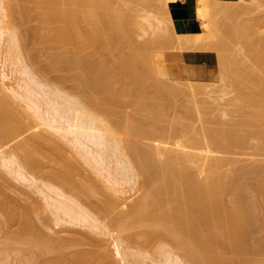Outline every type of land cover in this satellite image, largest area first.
Wrapping results in <instances>:
<instances>
[{
    "label": "bare ground",
    "instance_id": "obj_1",
    "mask_svg": "<svg viewBox=\"0 0 264 264\" xmlns=\"http://www.w3.org/2000/svg\"><path fill=\"white\" fill-rule=\"evenodd\" d=\"M215 1H217L216 2L217 4L221 2L220 0H215ZM211 2L212 0H210V2L209 0H195L190 11H187L186 9H184L183 14L185 16L184 23L186 26V32L184 33L177 32L178 35L177 34L176 35L178 37L177 36L176 37L178 38V40L175 39L176 38L174 36L175 34L173 35L175 38L170 36L172 38L170 42H173V44H176V43L180 44V42L182 41L184 42V40L186 42L188 40L189 42V39L190 40L193 39V42H195L197 40H194V38L197 39L196 37L203 36V35L206 36L207 33L210 34L209 31L214 32L215 29L213 31V28L211 27L212 25H214L213 23H211L213 21V18L212 19L210 18L212 16L211 15L212 10H210ZM136 4H137V0H0V23L5 25L3 27H0V39H1V36L4 35L3 34L4 29H6V27L12 23L13 17H16V18L18 17L19 22L20 21L23 22L21 23L23 25L24 21L26 20L29 21L31 19L30 16L35 15L36 16L35 18L38 20L37 22L39 25L34 30L35 35L33 36L34 37L36 36V38H38L41 41V44L42 43L46 44L50 49V50L48 49L49 54L45 57L44 67L46 68L47 71L49 70L51 72L56 73L57 75L59 73L60 76L62 75V73H64L61 76V77H64L62 79V82L63 80L69 81L80 91V95L78 97L75 96L74 99H71V98L63 99L62 97L63 103L65 105L68 104L67 105L68 109L67 110L64 109L65 111L63 112H61L62 111L61 108L64 105L62 101L59 102L60 100L57 101L51 98L50 102L53 105L52 109L54 110V114H51L50 116V112L46 111L47 114H49L48 120L51 124L56 125L60 119L62 120L64 119L72 126V128H74L78 132V134H80V137L83 136L86 140H91V139H88L91 136L90 133L93 134V132L94 133L98 132L101 135L100 137V135L98 134L99 135L98 137H100V140H97V142L99 141V143L101 142V140L104 139V137L107 134H114L113 133L114 129L112 130V126L118 127L119 125L118 118L120 117L125 118V125H129L130 127H133V129L130 130V132L132 131V136H135V137L131 136L132 139L128 137L129 140L126 141L127 145H125L124 147H127L130 150L131 155L133 156L134 167H136L137 169V175H139L140 178L142 176L141 181H142L143 187L134 194L133 201L134 200L135 201L134 202L132 201L131 203H129L132 205L122 210L121 207L118 206V204L120 205L121 201H123L124 199H128L125 196L119 195V196H113L110 198L106 197L108 199L100 198V196L102 195L101 193L102 190H100L101 192H98L96 188L98 184L94 185L96 184L95 182L91 183L92 181L91 179H90L91 181L88 182L89 179L84 177L85 181L87 180L86 183L84 181H80V179L75 180L74 178H77L78 176L74 177L71 170L68 169L63 172V171L56 169L55 166L52 165L51 169L47 170V180H49V182L42 183V185L46 187L47 190L49 189V191L51 190L52 192H55L54 194L57 195V198L52 197L54 202H51L50 204L55 208V210H59V212L60 210H62L63 215L68 217L67 219V218H62L59 216L60 218H58V222L63 221V222L71 223V221L74 220L80 224L83 223V225L89 224V226L91 227L92 226H97V227L105 226L106 227L107 225L106 222L104 223V221H102L103 217L108 213H109V216L115 215L116 213L114 214V211H117V209H119L120 207L119 209L120 211L118 210L119 212L115 216H111L112 225H115V227L113 228V231L117 234V236H121L123 232H125L126 230L130 231V229H133V230L135 229L134 230L135 232L133 231L134 233H131L130 240H142L146 244H150L155 238L157 237L159 238L160 235L167 234L168 235L167 237L172 241V245L174 244V247H176L178 250L182 252L188 264H262V263L264 264V257H263L264 255H262L261 257H259L260 255L257 257H255L256 255L254 257H249V256H252L251 254L253 255L254 254H264V238L262 237L263 239L261 238L260 240L259 237H257L259 241L255 240L257 241V243H255L254 241V244H252L253 242L250 243L247 241L248 235L250 236V234H256L259 231L260 224L258 223L257 218H255L253 212L250 210L249 206H247L248 203L246 201V196H245V191H246L245 186L246 185L244 183L245 181L243 180V177L245 176V174H247L249 170L248 168L253 169L259 175L260 180L262 181L261 185L259 186L264 191V185H263L264 162L260 164H256L254 166V165H251L250 163H247L246 161H242L234 157L232 158V156L228 157L226 155L227 157H224L225 154L233 152V149H235L233 146H235V144L236 146L238 144V146L240 147L241 144H244L246 142L247 138H245L244 136L247 133L243 136L242 135L243 133L239 134L238 132L234 130V127L233 129L228 128V127H226L225 129L224 127L223 129L221 128L215 129L216 126L212 128L211 126L212 124L209 125L210 122H208L209 123L208 126H211V128L208 129L206 122L210 119L208 120L205 119L206 120L205 122L202 121L204 120V116L201 114L202 112L200 113L201 120H197L194 117H192L196 114L194 113L191 116V112L193 113V111H190V110H192L193 107L192 108L189 107L190 110L187 109L186 107L185 109L190 111V112L188 111L190 113L189 115L194 120H197L196 123L194 124H192L191 122H187L186 120H188L189 117L185 119L186 118L185 115H184V118L183 117L181 118H183L184 121H186L188 124L182 121L183 119L182 120H180V118L178 119L177 117H179L180 114L176 118H172V119L170 118L167 123H164L162 121V115L163 113L166 112V109H165V106H163V104L161 103L162 101L160 102L159 100L160 96L162 97V95H165V94L168 95L167 93L171 91L172 89L173 90L176 89L175 92L173 90L171 91L173 95H175L178 91L180 92V90L184 91V87H182L184 85L179 84L182 80L171 79L169 76L168 78H164L160 80V78L164 77V75H162L163 67L161 70H159L161 67L158 66L159 72H158V76H156L157 72L155 70L152 71L153 65L152 66L148 65V64H152L154 60H151L152 57L151 58L149 57L150 58L149 61L151 63L147 61L148 57L146 54L148 53L146 52L147 50L144 45H147L149 42L156 44L155 43L156 41L155 40L152 41L150 38L155 36V39H156V37L158 36V38L160 39L161 37H159L158 32H155V34L153 33L152 35L154 36H150V38H147V40L143 41L142 44L139 43L140 44V45L138 44L139 47L137 45L135 46L132 44L131 41H135L137 39L136 38L135 40H131V38H133V36L131 35L135 33L132 26L135 23L137 24V22H135L136 20L134 21V19L138 20V18L136 17L134 18L133 15H135L136 11L138 12L144 9V8H141V6L138 4L137 6H139L138 8L140 9L136 8L138 10H134L135 7L133 8V6H135ZM147 6H149V4ZM154 7L156 10L158 6L154 5ZM182 7H186V6H182ZM173 8H176V6L172 7V9ZM131 9L134 14L130 12ZM165 10H167L165 11V13L167 12L170 15V11L168 12V10L170 9L167 8ZM190 13H192L193 15L190 16L189 15ZM137 14H139V12ZM145 14L146 13H143L144 16ZM5 15L10 16V18L8 20H5L4 19ZM169 15L168 16L166 15V16L169 17ZM144 16H143V20H144ZM168 24H167V28H168ZM147 25H150V21H149V24ZM141 26L142 25L140 24V27ZM170 26L172 25L169 24V28H168L170 30V31L168 30L169 33L172 31L171 30L172 27L170 28ZM133 27H135V25ZM163 27L164 26H162V28ZM26 29H27L26 33H28L29 28L26 27ZM17 30H15L12 34L13 38L11 37L12 43L10 46L11 48L10 52L12 51L11 54L15 57L21 55L22 50L24 48V43L27 42V40L25 41V39L22 38V35L20 33L21 30L19 32ZM23 30L25 29L23 28ZM132 31L134 32L132 33ZM213 34L217 35V33H213ZM220 35L221 34H219V36ZM36 38L35 40H37ZM167 38L170 39L169 37ZM210 38L212 37L210 36ZM148 39H150L151 41L147 42ZM174 40H176L177 42ZM38 41H37V44H39ZM161 41L162 40H160L159 42ZM202 42L204 41H201V43ZM225 42L228 43L227 40ZM191 43L192 42L190 41V44ZM250 43H249V47H250ZM258 43H261V42H258ZM256 44H257V41H256ZM122 45H124L125 47L126 45L129 46L128 49L124 47L127 51L123 50L124 52H122V49H121L122 47H120ZM213 45L215 47L217 44L215 45L213 42ZM192 46L194 45L192 44ZM226 46H225V49H226ZM174 47L175 46H172L170 50L173 49ZM209 47H210L209 44H208V47L205 46L206 49H208ZM118 48H120V51L118 50ZM211 48L214 50L213 47ZM220 49H217L216 51H219ZM144 50L146 54L144 53ZM35 51L37 52V50ZM32 53H33V50H32ZM161 53H162L161 51L160 53L158 52L160 56H161ZM223 53L225 54V52ZM223 53L220 55L218 52V56L220 55L219 58L222 57V59L226 62V59L223 58L224 56H222ZM41 54L43 55V53ZM145 55L147 57L146 59H145ZM226 58H227V55H226ZM231 59L229 58L228 60L231 61ZM223 60L221 63L224 68L228 62H226V65L224 66ZM236 61L241 62L240 59L239 60L237 59ZM159 62L162 63L161 60ZM157 64L161 66L163 63L162 64L157 63ZM157 64L155 66H157ZM237 64L239 65L240 63H237ZM140 66L143 68H141ZM155 68L157 67H154V69ZM232 68H230V70H232ZM234 69L235 68H233V70ZM3 72H0V145L9 144V146H11L12 149L14 148V149H18L21 151L20 158H13V157H11L10 159L5 158L6 161L8 160V162H6L5 160L3 161L7 164L9 163L10 165L12 164L13 166H15L13 169L16 170L17 173H19L23 177L22 179L23 181L26 180L27 182L28 181L34 182L38 180L36 179L37 177L36 176L34 177V174L32 175V173H28V172L30 170H33L35 172L38 170L37 167L39 166L41 167L43 165L42 161L40 160L42 159L40 156L45 155L44 150L47 149L46 145L51 143L50 141L53 138L51 140H49L50 139L49 137H47L49 139L43 138L40 135V131H41L40 127L38 125L34 126L33 122L27 119L28 117L27 115L23 116L25 114L24 112H21L24 114H20V111H17V109L15 108L17 104L15 107L13 105L14 98L19 97V96L22 97L23 94L17 89H15L17 87H14L12 85L11 86L14 88L12 87L10 88L13 94L14 93L15 94L10 96L8 93L5 92V89H4L5 85L7 86L10 85V83L9 85L6 84L8 83L6 81L9 80L10 77L8 74H5ZM24 72L25 74H29L28 73L29 71L24 70ZM159 73L161 74L159 75ZM165 73L166 72H164V74ZM233 73L235 74V72ZM154 75L156 77H159V79L158 78L156 79ZM161 75L163 77H161ZM222 75H224V73ZM60 76L58 78H61ZM32 78H33L32 81H34V77ZM220 79H222L221 76H220ZM156 80H160L161 82L159 81L160 83H157ZM169 80L174 82L175 84L171 85ZM224 80H225V77H224ZM240 82H242V79L241 81H239V83ZM34 83L38 84L36 81ZM188 84H190L189 87L191 88V83H188ZM245 85H248V84H246L245 82L244 86ZM199 86L201 87V85ZM244 86H242L241 88H243ZM23 88H25V86ZM260 88H263V87H260ZM201 89L202 88H200V92H201ZM205 89L207 88L205 87ZM25 90L28 93L27 102L30 104L31 107H33L31 104L33 105L36 104V101L33 98L36 96L38 91L32 86L28 88L26 87ZM186 90L188 91V94H189V91L190 93L194 91V89L193 91L192 89H189V90L186 89ZM212 90L210 92H212ZM185 91L183 95L187 96V92L185 94ZM202 91H206L204 90V87ZM214 91L216 92L217 90L214 89ZM243 91L245 92L246 90H243ZM180 93L182 94V92ZM201 93L206 94L205 92H201ZM207 93H208V90H207ZM118 94L120 96H118ZM150 94H152V96ZM121 96L125 97V98L122 97L123 103L126 106L131 108V110L129 109L130 112H127L126 117L122 116L123 114L122 115L120 114L121 112L120 109H122L123 104L121 107L119 106L120 115L118 114V110H116L117 108H114L115 106L119 105V103H121L119 102L122 99ZM147 96L148 97L150 96L153 99L150 100L151 98L149 97L150 101H145L144 99ZM208 96L211 97L210 94ZM243 97L246 98L245 95ZM185 98L188 100L187 97ZM213 98H216V97H213ZM262 99L264 98L262 97ZM200 100H203V99H200ZM226 102H228V99ZM86 104H88L87 107H86ZM229 104L231 105V103ZM89 106H91L90 110L87 109ZM262 106H263V103L261 104L260 108H264ZM18 108L20 109V107ZM38 108L39 106L37 105L36 109ZM173 109H174V106H173ZM228 110H226L225 113H227ZM204 111L205 110H203V113ZM261 111H263V113L261 112L262 114H260L259 112H258L259 114H257V112H254L256 113V115L253 117H256L257 115L262 116L264 114V109H262ZM183 113L184 112H181V114ZM139 114H143L144 116L143 115L139 116ZM204 114H205V118H210V117L212 118V116L207 117L206 111ZM197 115L198 117H200L199 114H196L195 116ZM246 115L248 114L246 113ZM25 117L27 121L25 120ZM262 118H264V116H262ZM262 118L260 119L262 120ZM260 119L258 120L260 121ZM75 120H78V121L75 122ZM164 120L165 122L167 121L166 119ZM201 121L204 126L200 123ZM251 121L252 119L248 118V122H251ZM28 122L29 123L32 122L31 125ZM227 122L228 121H226V123ZM211 123H214V122L212 121ZM232 123L234 122H231L230 124ZM200 124L203 126V128L207 126L205 127L206 130H204L205 128L203 129ZM254 124L256 125V123ZM32 125L37 129H35ZM177 126L181 127L179 130V133L184 138V141H187L190 144H193L191 149H186V145H182V147L180 148L171 147V146H161V145L158 146V144L155 145L156 143L155 144L145 143L146 141L143 142L142 140H140L141 138L145 136H149L151 139L155 141L157 139V143H158L159 137L160 139L162 138V140L165 141L164 143L169 142V140L172 137V134H174V132L178 130ZM236 130L239 131L238 128ZM114 135L116 136V134ZM256 135L257 134H255L254 136ZM76 137L78 138L79 136H76ZM262 137L264 138V136ZM97 142L94 144H98ZM80 143L84 144V142H80ZM123 143L125 144V142ZM260 143L257 147H255L257 148L256 151H259L258 153H260L261 151L264 152V143H261V145ZM175 146H178V145L176 144ZM217 146H219L220 151L221 149H223V151L221 152L222 154L224 152V156L215 157L216 155H214V157H212L213 155L212 152L219 150V148L216 149ZM212 148L213 149L215 148L216 150L213 151ZM58 149L56 150L60 151ZM64 152L66 151H63L62 153ZM209 152L212 155H210ZM60 153L58 155H60ZM48 157L51 163L53 162V164L55 165L57 164L59 166L60 163H58L57 158L51 157V156H48ZM94 159L100 165H102L101 161L105 160L102 157L101 159L97 158V156H94ZM108 170L111 172V169L107 168V170H105L106 173ZM80 171L78 173H80ZM109 171H108V176H107L108 179L110 178V175H111ZM82 176L83 175H81V177ZM55 180L60 181V183H62L63 185L69 184L71 188L75 189L78 192V194H81L85 196L86 198L84 199L81 198L78 201L66 195L67 193L65 194L63 191H60V189L53 188L52 187L53 184L52 185L50 184L53 181L55 182ZM87 182L89 184H87ZM115 183L118 184V186L121 185V182L119 181V179H118V182L115 181ZM69 185L67 188H69ZM64 186H67V185H64ZM99 188L101 187L99 186ZM68 190L70 191L72 189H68ZM75 190L74 192H76ZM116 190L122 192L120 187H118V189L116 188ZM227 190H231V191H227ZM226 191L228 193L234 192L233 193L234 195L232 196L231 199H226L225 197ZM99 193H101V195ZM103 195H104V192H103ZM91 196L92 197L96 196V198L94 197L95 200L93 199L91 200L90 199L92 198ZM97 197L99 198L97 199ZM130 197L132 198V195ZM96 199L98 200L97 202H96ZM83 204L85 206L86 205L89 206V208H91L98 215H93L89 211V209L86 208ZM32 206L34 208L38 207L34 205ZM30 210L32 211V209ZM25 212L26 211H24V213ZM15 216H16V212L12 209V207L7 202V200L0 198V224L1 226H3V227H0V232L4 231V233L1 232V234L3 233L2 235L3 237L0 238L2 239L0 240V259L2 261L7 259V256H8V253H10L9 252L10 250L14 249L15 251H17L16 248L18 247H16L15 243L17 244L18 242L23 243V244L24 243L29 244V247H30L29 250L32 249L31 250L32 252H33V249H37V250L40 249L38 250L39 253H36L37 252L36 250L35 253L37 255L39 254L43 255L45 253L46 255L47 253H50V254L56 253V255L54 254L55 257H53L48 264H86L87 262L86 258L91 257L92 255L91 252L87 250L80 251L79 249L78 251L75 250L76 252L73 250L70 253L69 252L66 253L67 251L65 250V248H61L63 247V245L60 242L63 241L65 237H67L68 241L65 238L67 242L65 241L64 244H68V245H64V246L67 247L71 245V241H73L75 238L77 239L74 240L73 243L80 241L79 237L81 235L83 236V234L85 235V233H81V235L79 234V237L73 238L74 235L69 237V238H72L73 240H70L68 236H63L64 238L61 236L62 237L61 239H60V236L58 237L55 236L56 238L53 237L55 239L54 240L53 238H51L52 236H54L53 234L52 236H49L48 234L42 233L41 231H39L40 229H38V232H36L37 230L35 231L36 233L34 232L35 235L33 237L28 238V236L30 235V231L35 226L32 227L33 223H30L31 221L30 222L28 221L29 223L25 221L22 224H20L17 229L10 230V227L12 226V223L16 218ZM111 222L109 219L108 223H111ZM256 230L258 231L255 233ZM57 238L60 239L61 241L58 240ZM56 239L58 241H56ZM76 244L79 245L80 243L78 242ZM73 245L74 244H72V246ZM25 249H27V246ZM61 249H64L66 252L64 253L59 252ZM27 250L25 252H20V255L16 253L15 251L14 253L18 254V256H21V253H22L23 257H25L24 255L28 254V257H29L31 255L27 253ZM58 253H61V254H58ZM96 254L98 256V253ZM99 255L101 256V254ZM97 256L96 258H98ZM28 257L27 259L30 260V258ZM95 260L97 261L98 259H95ZM30 262L32 263V261ZM101 262L102 260L100 261L99 259V261H97L96 264H103Z\"/></svg>",
    "mask_w": 264,
    "mask_h": 264
},
{
    "label": "rangeland",
    "instance_id": "obj_2",
    "mask_svg": "<svg viewBox=\"0 0 264 264\" xmlns=\"http://www.w3.org/2000/svg\"><path fill=\"white\" fill-rule=\"evenodd\" d=\"M180 1L181 0H140V1L137 0V4L135 6H133V8L135 7L134 10L140 9V8H138L139 6H137L139 4L141 6V8H144L143 10H141L142 12L138 11L139 14H137L138 12L136 11L135 15H133L134 13L132 12V9H131V11L129 10L131 13H133L132 14L133 17L134 18L136 17L139 20L138 21L137 19H134V21L136 20L135 22H137V24L134 22L135 24L134 23L133 24L135 25V27H133L134 25L132 26L135 33H133L134 31H132L133 34L131 33L132 34L131 36H133L134 39L131 38V40H135L137 38L135 41H131L133 45L138 46L139 43L142 44L143 41L147 40V38H150V36H154L152 34L153 33L155 34V32H158L159 34L158 33H156V34H158L159 37H161L159 39L158 36L156 35L157 36L156 39L158 40V42L155 39V36L152 37L153 39L150 38L152 41L155 40L156 44L149 42V41H151L150 39H148L147 42H149V43L147 45L143 44L146 47V50H147L146 52L148 53V54H146L145 50H144V53L148 57L147 61H149L151 57H152L151 60H154V62H152V64H148V65H150V66L153 65V67H152L153 70L152 69L151 70L152 71L155 70L157 72L156 76H158L159 70H161L163 67L162 75H164V77L161 75V77H163V78H160V80H162L164 78H168V75H167V73L164 74V72H165L164 66L159 61L163 57L164 52L169 50L172 46H175L174 47L175 49L198 48L199 47V49L205 50L206 49L205 46L208 47V44H209L210 47L208 49H209V51H212L214 53L215 58H216V65H217L218 73H217V76L214 80L203 81V82L202 81H193V80H182L179 84L184 85V86H182V87H184V91L186 89H188V90L192 89V91L194 89V91L191 93L189 91V94H188V91L186 90L185 94L187 92V96H185V95H183L184 94L183 90L181 91L180 89H178V90H180V92H182V94L178 91L177 93L178 94L180 93L179 95L177 93H176L177 95L175 93H174L175 95H173V93L171 92L173 89L172 90L169 89L171 91H169L170 93L169 92L167 93L168 95L165 94V95H162V97L160 96L161 99L159 98V100H160V102L162 101L161 103L163 104V106H165V109H166V112L163 113V115H162V121L164 123H167L170 118L171 119L176 118L180 114L179 117H177L178 119L180 118V120H182L184 118V115H185L186 116L185 119H187V117H189L188 120H186V121L194 124V123H196L197 120H201V114H202L204 116V120H202V121L205 122L206 120L210 119L206 122L207 126L209 124L208 122H210L209 125L212 124L211 125L212 128L216 126L215 129H220V128L223 129V127H224V129L226 127L233 129V127H234V130L236 132H238L239 134L243 133L242 134L243 136L247 133L244 137L247 138L248 140L246 139V142L244 144H241L240 147L237 144V146L240 149L235 144V146H233L235 148V149H233V152L227 153L224 156V152H223V154L221 152V151H223V149H221V151H220L219 146H217L216 149L219 148V150H217V151H215L216 150L215 148L214 149L212 148L213 151H215V152L211 151L213 155L209 152V154L212 155V157H214V155H216L215 157H222V156L230 157V156H232V158L234 157V158H237L239 160L246 161L247 163H250L251 165H254V166L256 164H260V163L264 162V152L261 151L260 153H258L259 151H256L257 148H255L259 145L260 142L264 143V138L262 137V136H264V134H263L264 133V118H262V116H264V114L262 116L257 115L256 116L257 118L253 117L256 115V113H254V112H257V114H259V113L262 114L263 111H261V110L264 109V108H260L262 103H263L262 107H264V99H262V97L264 98V89H263L264 88V49H262V48H264V0H220L221 2L218 4L216 3L217 1L212 0V2L210 3L211 4L210 10H212L211 11L212 16L210 18L211 19L213 18V21L211 23H213L214 25H212L211 27L213 28V31H214V29H215V31L214 32L209 31L211 35L209 33H207L212 38H210V36H208L206 34V36L203 35V36L196 37L197 39L194 38V40H197L195 42H193V39L192 40L189 39V42H188V40H187V42L184 40V42L182 41L179 44V43H176L177 42L176 40H178V38H177L178 34L175 30H174L175 33L173 31V29H174L173 28V21H174V18L179 17V16L185 20L183 10H178V11L175 10L177 7H182L181 5H184V4L180 3ZM182 1H184V0H182ZM185 1H187V0H185ZM194 1L195 0L189 1L190 3L192 2V4H190L191 7H192ZM209 2H210V0H209ZM148 4H149V6H147ZM152 4H154L155 6H158L156 8V10H155L154 5H152ZM150 6H152V7H150ZM175 6H176V8L171 9L172 7H175ZM214 6H215V8H214ZM212 7H213V9H212ZM136 8H138V9H136ZM167 8L170 9V10H168V12L170 11V15L167 12L165 13V11H167L165 9H167ZM143 13H146L145 16L143 15ZM166 15L167 16L169 15V17H167ZM189 15L192 16L193 14L190 13ZM143 16H144V20H143ZM35 17H36L35 15L30 16L31 19L29 21L28 20L24 21L23 25L21 24L23 22H21V21L19 22L18 17L17 18L13 17L12 23L10 25H8L6 27V29H4V32H3L4 35H2L1 39H0V45L2 47V48L0 47L1 48L0 49V52H1V54H0V72L4 71L3 73L8 74L10 77L9 80L6 81V82H8L6 84L9 85V83H10V85L9 86L5 85V88H4L5 92L8 93L10 96H12L15 93L13 94L10 87H12V86L17 87L15 89L20 91L23 95H22V97L19 96V97L14 98V102H13L14 107L17 104V106L15 107L17 109V111H20V114L25 113L23 116L27 115L28 116L27 119L32 121L34 126L38 125L40 127V129H41L40 135L43 138L46 139L47 137H49L50 139L47 138L49 140H51L53 138L50 141L51 143H49L50 145L49 144L46 145L47 149L44 150L45 155L40 156L42 158L40 160L42 161L43 165L41 167L39 166L40 168L37 167L38 170L35 168L38 172L37 171L34 172L33 170H30L28 172V173H32V175L34 174V177L35 176L37 177L36 179H38V180H36L34 182L33 181L27 182L26 180L23 181L22 180L23 177L19 173H17L16 170L13 169L15 166H13L12 164L10 165L9 163L7 164L3 161V160L6 161V159H10L11 157L20 158L21 151L18 149H14V148L12 149L11 146H9V144L0 145V198L7 200V202L10 204L12 209L16 212V216H15L16 218L13 221L12 226L10 227V230L17 229L19 227V225L25 221H27V223H29L31 221L30 223H33L32 227L33 226H35V227L30 231V235L28 236V238L33 237L35 235L34 232L36 230H37L36 232H38V229H40L39 231H41L42 233L48 234L49 236H52V234H53L54 236H52L51 238H53L55 236H57V237L60 236V239L63 236H68V238H69L72 235H74L73 238L79 237V234L81 235V233H85V235L83 234L84 238L82 235H81L82 237L81 236L79 237L80 238L79 239L80 241H78L80 243L79 245L76 244L78 242L73 243V241L76 240L77 238H75L74 240L72 238H69L70 240H73V241H71V245L69 243L70 246H67V247L64 246V245H68V244H64L67 237H65L66 239L63 237L64 238L63 241H61L58 238L57 239L60 240L61 242L60 241L59 242L63 245V247H61V248H65V250L67 251L66 252L64 249H61L59 252H63V253L69 252L70 253L73 250L78 251L79 249H80V251H83V250L90 251L92 255H91V257L86 258V260H87L86 264H96L97 261H99V259H100V261L102 260L101 263H103V264H188L184 255L182 254V252L180 250H178L176 247H174V244L172 245V241L167 237L168 236L167 234L161 233L163 235H160L159 238L157 237L158 239L155 238L150 244H146L142 240H130L131 233H134L135 229L134 230L130 229V231L126 230L125 232H123V234L121 236H117V234L113 231V228L115 227V225H112L111 216H115L120 211L119 210L120 207L123 210L125 208H128L130 205H132L129 203H131L133 201L134 194L143 187V184L141 181L142 176L140 178V176L137 175V169H136V167H134V163H133L134 162L133 156L131 155L130 150L127 147H124L125 145H127L126 141L129 140L128 137L130 139H132V137H135V136H132V131L130 132V130H132L133 127H130L129 125H125V118L120 117V118H118V121H119L118 127L112 126V130L114 129L113 133L116 134V136L114 134H107L104 137V139L101 140V142L99 143V141L97 142V140H100L101 135L98 132H96L97 134L93 132L94 135L92 133H90L91 136L93 135L92 138H91V136L90 137L87 136V137H89L88 139H91V140H86L83 136L80 137V134H78V132L74 128H72V126L67 121H65L64 119L63 120L60 119L56 125H53L49 122V120H48L49 114H47L46 111L50 112V116H51V114H54V110L52 109L53 105L50 102L51 98L54 100H57V101L60 100L59 102L62 101V103H63L64 98L74 99L75 96L78 97L80 95V91L69 81L63 80V82H62V79L64 77H61V76L64 73L61 72L62 75L60 76L59 73L57 75L54 72H51L49 70L47 71L46 68L44 67L45 57L49 54V51H48L49 47L44 43L41 44V41L38 38H36V36L35 37L33 36V35H35L34 30L39 25L37 22L38 20ZM166 17H167V19H166ZM9 18H10V16H8V15L4 16L5 20H8ZM217 19H219V20H217ZM149 21H150V25H147V24H149ZM168 23L172 25V26H170V28L172 27V29H171L172 31L170 32L171 34L169 33L170 30L168 29L169 28ZM140 24L142 25L141 27H140ZM167 24H168V28H167ZM3 26H5V25L0 23V27H3ZM162 26H164V27L162 28ZM241 26H243V27H241ZM26 27L29 28L28 33H26L27 32ZM23 28L26 31L23 30ZM141 28H143V29H141ZM157 28H159L160 30ZM15 30H17L18 32L21 30L20 33L22 35V38L25 39V41L27 40V42H25V43L28 44V46H27V44L24 43V48L22 50L21 55L16 56V57L11 54L12 51L10 52V50H11L10 46H11L12 38H13L12 34ZM210 30H212V29H210ZM167 31L169 34L167 33ZM213 33H217L218 36L216 34H213ZM219 34H221V35L219 36ZM173 35L175 37L176 36L177 37L175 38ZM31 36H32V38H31ZM135 36H137V37H135ZM170 36L174 37L176 39V40H174V41H176L175 42L176 44H173V42H170L172 39ZM231 36H233V37H231ZM167 37H169L170 39H168ZM219 37H220V39H219ZM224 37L225 38L227 37V38L225 39ZM249 37H250V39H249ZM33 38H34V40H33ZM35 38L37 40H35ZM216 38H218V39H216ZM198 39L199 40L202 39L201 41H204V42H202L203 44ZM258 39H259V41H258ZM160 40H162V41L159 42ZM226 40L228 41V43L225 42ZM37 41L39 44H37ZM136 41H137V43H136ZM190 41L192 42L191 44H190ZM220 41H222V42H220ZM250 41H251V43H250ZM256 41H257V44H256ZM213 42L215 45L217 44L215 47L213 45ZM218 42H219V44H218ZM258 42H261V43H258ZM134 43H136V44H134ZM165 43H166V45H165ZM181 43H182V45H181ZM249 43H250V47H249ZM145 44H146V42H145ZM192 44L194 46H192ZM177 46H179V47H177ZM225 46H226L227 51L225 49ZM120 47H122L121 48L122 52H124L123 50H126L129 48L128 45H126V47L124 45H122ZM211 47H213L214 50ZM220 48L221 49L223 48V49L221 50ZM208 49H206V50H208ZM210 49H212V50H210ZM217 49H220V50L216 51ZM32 50H33V53H32ZM35 50H37V52ZM118 50L120 51V48H118ZM160 51L163 53V54L161 53V56L158 54V52L160 53ZM218 52L220 55L223 52H225L228 59L232 58L231 61L228 60L226 58V55L223 53V55H222V56H224L223 58H225L226 62H228L226 65V62L222 59V57L219 58L220 55L218 56ZM232 52L234 54L236 53L238 57L236 56V54H235V56H236L235 57ZM41 53H43V55ZM146 55H145V59L147 58ZM158 56H160V57H158ZM157 58H158V60H157ZM236 58L238 60L240 59L242 64H241V62L236 61L237 60ZM222 60L224 61L223 62L224 66L225 65H226L225 67L228 66L227 67L228 69L225 67L223 68V65L221 63ZM234 61L236 64L234 63ZM230 62L231 63L233 62V63L231 64ZM149 63H151V62L149 61ZM157 63L162 64V65L160 66ZM237 63H240V64L238 65ZM156 64H157V66H155ZM243 65H244V67H243ZM158 66L161 67L159 70H158ZM154 67H157V68L154 69ZM232 67L235 69L233 70ZM240 67H241V69H240ZM141 68H143V67H141ZM219 68H220V70H219ZM230 68H232V70H230ZM238 68H239V70H238ZM250 68H252V69H250ZM258 68H259V70H258ZM223 69L225 72L226 71L227 72L225 73L223 71ZM24 70L29 71L28 72L29 74H25ZM220 71L222 74L224 73V75H222L220 73ZM228 71H230V72H228ZM232 71L235 72V74ZM253 73H255V74H253ZM160 74L161 73H159V75ZM229 74H231V75H229ZM238 74H240V75H238ZM253 75H254L255 79H254ZM59 76L61 78H58ZM220 76L222 77V79H220ZM223 76L225 77V80H224ZM227 76H228V78H227ZM32 77H34V81H32V79H33ZM157 78L159 79V77H156V79ZM240 78L242 79V82H240L242 85L239 83V81H241ZM160 80H156V82L160 83L161 82ZM35 81L38 84H35L34 83ZM185 81L187 84L191 83V88L189 87L190 84H188V86H187ZM169 82L171 83V85L175 84L174 82H172L170 80H169ZM245 82L248 85L244 86ZM225 83H227V84H225ZM199 85H201V87ZM238 85H240V86H238ZM24 86H25V88H23ZM31 86L38 91L36 96L33 98L36 101V104H34V105L31 104L33 107H31L30 104L27 102L28 93L25 90L26 87L28 88ZM242 86H244L243 88H245V89L241 88ZM14 87H12V88H14ZM197 87H199V88H197ZM203 87H204V90H206V91H202ZM205 87L207 89H205ZM260 87H263V88H260ZM9 88H10V90H9ZM200 88H202L201 92H205L208 95L210 94L211 97L204 94V93H201ZM214 89H216L217 91L215 92ZM175 90L176 89H174L173 91L175 92ZM207 90H208V93H207ZM211 90H212V92H210ZM243 90H246L245 91L246 93ZM77 92H79V93H77ZM197 92H199V93H197ZM169 94H171V95H169ZM243 94L245 95V97L247 99L243 97L244 96ZM150 95L152 96V94H150ZM188 95L190 98L188 97ZM118 96H120V95L118 94ZM62 97H63V99H62ZM122 97L125 98L124 96H121V98ZM149 97L148 96L146 98L144 97L145 98L144 100L150 101L153 99L150 97L151 99L149 100ZM185 97H187L189 101ZM204 97H206V98H204ZM213 97H216V98H213ZM118 98H120V97H118ZM123 98L119 101L121 103H119V105H117L118 107L115 106L114 108H117L116 110H118V114H119V111L121 110L120 114L121 115L123 114L122 116L126 117L127 112H130L131 108L126 106L123 103ZM175 98H177V99H175ZM185 99L187 100V102ZM200 99H203V100H200ZM204 99H205V101H204ZM227 99H228V102H226ZM157 100H158V98H157ZM199 101H201V102H199ZM166 103H167V105H166ZM214 103H216V104H214ZM222 103H223V105H222ZM227 103L228 104L231 103V105L230 104L228 105ZM88 104H86V107L88 106ZM122 104H123V107H122L123 110L120 109ZM37 105L39 106L38 109H36ZM67 105L68 104H66V105L64 104L63 107L61 106L62 111L61 110L60 111L63 112L65 110H67L68 109ZM172 105L174 106V109H173ZM180 105H182L183 107ZM73 106H75V105H73ZM240 106H241V108H240ZM18 107H20V109ZM90 107L91 106H89L87 109L90 110ZM185 107L187 109H189V107L190 108L193 107L192 110L189 109L190 111H193V113L191 112V116L194 113H196V114H199L200 117H198V115L195 116L196 115L195 114L192 117H194L197 120H194L189 115L190 111L186 110ZM226 107H228V108H226ZM127 108H128V110H127ZM198 110H199V112H198ZM203 110L206 111L207 117L212 116V118L211 117L205 118V114H204L205 111L203 113ZM226 110L229 111V112L227 111L228 114L225 113ZM21 112H24V113H21ZM181 112H184L186 114H184V113L181 114ZM246 113L249 116L246 115ZM143 114H139V116H142ZM119 115H118V117H119ZM174 115H176V116H174ZM244 115H245V117H244ZM163 116H165V117H163ZM181 117H183V118H181ZM248 118L252 119V121L248 122ZM260 118H262V120ZM27 119L25 117L26 121H27ZM164 119H166L167 121L165 122ZM202 119H203V117H202ZM214 119H216V120H214ZM223 119H225V120H223ZM258 119H260V121ZM76 121H78V120H75V122ZM182 121H184V119ZM186 121H184V122L187 123ZM202 121L200 122L201 124H202ZM212 121L214 123H211ZM226 121H228V122L226 123ZM32 122H30V123L28 122V123L31 125ZM215 122H216V124H215ZM231 122H234V123H232L234 126L232 124H230ZM191 123H189V124H191ZM246 123H248V124H246ZM254 123H256V125ZM202 125H201V127L203 128L204 125L203 126ZM254 125L256 128L254 127ZM207 126H205V127H207ZM211 126H208L207 128L209 129V128H211ZM180 128L181 127H178V130H176L174 132V134H172L171 139L169 140V142H166V143H164L165 141H163L162 138L160 139V137L158 138L159 139L158 143H157V139L155 141V140L151 139L149 136H145V137L141 138L140 140H142L143 142L146 141L145 143H151V144L156 143L155 145L158 144V146L161 145V146H171V147L180 148V147H182V145H186V149H191L193 144H190L189 142L184 141V138L179 133ZM237 128L239 131L236 130ZM35 129H37V128H35ZM89 129H91V128H89ZM204 130H206V128ZM127 133L129 136L127 135ZM98 134L100 135V137H98L99 136ZM255 134H257V135L254 136ZM86 135H84V136H86ZM76 136H79L78 138H80V139H78ZM246 136H248L249 138ZM173 137H175V138H173ZM92 139H94V140H92ZM94 141H96L98 144H94V143H96ZM80 142H84V144H81ZM123 142H125V144ZM159 143H161V144H159ZM261 143H260V145H261ZM122 144H123V146H122ZM176 144L178 146H175ZM118 145L120 148L118 147ZM242 145H243V147H242ZM122 147H124V148H122ZM61 148H62V150H61ZM56 149H58L60 151H57ZM63 151H66V152L62 153ZM59 153H60V155H58ZM42 156H44V157H42ZM48 156L57 158L58 163H60L59 166L57 164L56 165L53 164V162L51 163L49 161ZM94 156H97V158H100V159H101V157L105 159L104 161H101L102 165H100L94 159ZM62 157H63V159L66 157L64 159V161H63ZM65 160L66 161L68 160L67 161L68 163ZM6 162H8V160ZM5 165H7V166H5ZM52 165H54L56 169L63 171V172L68 170V169L71 170L74 177L78 176L77 178L73 177L75 180L80 179V181H84L86 183L87 180L85 181V178H84V177H86L87 179H89L88 182H90L92 180L91 183L95 182L96 184H94V185L98 184L96 186L98 192H101L100 190H102V192H101L102 195L104 192L103 196L101 195V193H99L101 195L100 198L108 199V198L113 197V196L123 195L128 199H124L123 201H121L122 203L120 202V205L118 204V206H120V207H119V209H117V211H114V214L116 213L115 215L109 216V213H108L103 217L102 221H104V223L106 222V224H107V225L105 224L106 227L105 226H100V227L92 226L91 227V226H89V224L83 225V223L80 224L74 220H72L71 223L63 222V221L58 222V218L62 217V218L68 219V217L63 215L62 210H60V212H59V210H55V208L50 204L51 202H54L53 198H57V195L54 194L55 192H52L51 190L49 191V189L47 190L46 187H44L42 185V183L49 182V180H47V170L51 169ZM105 165L107 166L108 169H111V172L108 170L111 173L109 179L107 177L108 171H107V173L105 171V170H107ZM129 166H131L132 168ZM248 169H247L248 170L247 174H245L246 177L245 176L243 177V180L245 181L244 183L246 185L245 186V190H246L245 196H246V201L248 203L247 206H249L250 210L253 212L255 218H257V221L260 224L259 231L256 230L255 233L258 231L256 234H250V236L248 235V237H247V241L250 243L253 242L252 244H254L255 240L259 241V239L261 240L262 237L264 238V191L259 186L262 183L259 175L253 169H250V168H248ZM79 171H80V173H78ZM112 171H113V173H112ZM81 175H83V176L81 177ZM88 175H90V176H88ZM118 179L121 182L120 186H118V184L115 183V181L118 182ZM88 182H87V184H89ZM50 185H52L53 188L60 189V191H63L65 194L67 193L66 195L72 197L75 200L79 201L81 198L82 199L86 198L85 196L78 194V192L75 189L71 188V186L69 184H64V185H67V186H64L58 180H55V182L53 181ZM68 185H69V188H67ZM263 185H264V182H263ZM99 186L101 188H99ZM118 187L121 188L122 192L116 190V188L118 189ZM68 189H72L73 191L70 190L71 191L70 192ZM74 190L76 192H74ZM227 191H231V190H227ZM72 192H74L75 194ZM226 192H225L226 199H231L232 196L234 195L233 194L234 192H231L232 194L228 193V192L226 193ZM131 195H132V198L130 197ZM94 197L96 198V196H94ZM94 197H92L90 199L95 200ZM106 197H108V198H106ZM98 198L99 197H97V199ZM97 199H96V202L98 201ZM32 205L38 206V207H35L36 208L35 209ZM85 207L88 208L89 211L93 215H98L91 208H89V206L86 205ZM30 209H32V211ZM33 210H34V212H33ZM24 211H26V212L24 213ZM109 219H110L111 223H108ZM0 227H3V226H1V224H0ZM1 232L4 233V231H1ZM1 232H0V238L3 237L2 236L3 233L1 234ZM257 237H259V239ZM81 238H83V239H81ZM57 239H56V241H58ZM0 240H2V239H0ZM70 240H69V242H70ZM67 241H68V239H67ZM257 241H255V243H257ZM24 244L20 243V242H18L17 244L15 243L16 247H18V248H16V247H14V248H16L17 251H15L14 249L10 250L9 251L10 253H8L6 260L2 261L0 259V264H48L50 262V260L53 257H55V255H56V253H54L55 255L53 253L52 254L47 253V255H46V253L43 255H40V254L37 255L36 253H39L38 250H40V249H38V250L33 249V252H32L31 251L32 249L29 250V248H30L29 244H27V243L25 245ZM72 244H74V245L72 246ZM26 246H27L28 250L25 249ZM23 248H24V250H23ZM26 250H27V253H29V255H31V256L34 255V256L28 257V254H26L27 256L24 255L25 257H23L22 253H21V256L23 259L21 258V256H18V254L20 255V252H25ZM36 250H37V252H36ZM14 251L18 254H15ZM29 251L32 253H30ZM96 253H98V256ZM58 254H61V253H58ZM94 254H96V255H94ZM99 254H101V256ZM251 255L252 256H249V257H254L255 255H256L255 257H257L259 255H260L259 257H261L264 254H254V255L251 254ZM96 256L98 258H96ZM99 256L102 258H100ZM27 257L30 258V260L27 259ZM31 259H33V260H31ZM95 259H98V260L96 261ZM30 261H32V263Z\"/></svg>",
    "mask_w": 264,
    "mask_h": 264
},
{
    "label": "crops",
    "instance_id": "obj_3",
    "mask_svg": "<svg viewBox=\"0 0 264 264\" xmlns=\"http://www.w3.org/2000/svg\"><path fill=\"white\" fill-rule=\"evenodd\" d=\"M180 1L184 4L177 7V10L190 11L192 2ZM187 2V3H186ZM172 9V8H171ZM173 28L178 33L186 32V26L182 17H176L173 21ZM164 70L171 79L211 81L217 76L218 69L216 58L212 51L198 48L169 49L164 52L160 59Z\"/></svg>",
    "mask_w": 264,
    "mask_h": 264
}]
</instances>
